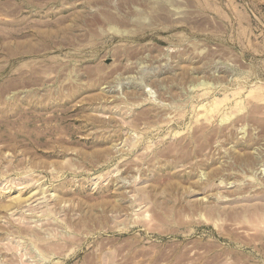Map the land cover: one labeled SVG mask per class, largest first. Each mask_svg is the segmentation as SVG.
I'll return each mask as SVG.
<instances>
[{
	"label": "rangeland",
	"instance_id": "374dc122",
	"mask_svg": "<svg viewBox=\"0 0 264 264\" xmlns=\"http://www.w3.org/2000/svg\"><path fill=\"white\" fill-rule=\"evenodd\" d=\"M0 264H264V0H0Z\"/></svg>",
	"mask_w": 264,
	"mask_h": 264
},
{
	"label": "bare ground",
	"instance_id": "6f19581e",
	"mask_svg": "<svg viewBox=\"0 0 264 264\" xmlns=\"http://www.w3.org/2000/svg\"><path fill=\"white\" fill-rule=\"evenodd\" d=\"M96 224V223H95ZM96 227H97V224H96ZM90 228V227H89ZM100 228V227H99ZM76 229V228H75ZM92 230H94V229H92ZM110 230H111V228H110ZM114 230V229H113ZM86 231V230H85ZM123 231V230H122ZM92 233H94V232H92ZM91 232H90V234H92ZM89 235V234H88ZM90 236V235H89ZM211 236V235H210ZM50 237V236H49ZM61 237V236H60ZM65 237V236H64ZM187 237V236H186ZM190 236H188L187 238H189ZM51 238V237H50ZM57 238V237H56ZM86 238V237H85ZM88 238V237H87ZM55 239V238H54ZM58 239V238H57ZM61 239V238H60ZM63 239V238H62ZM81 239V238H80ZM82 239H84V238H82ZM190 239V238H189ZM217 239V238H216ZM47 240V239H46ZM68 240L70 241V239L69 238H65V241L66 242H68ZM62 241V240H61ZM64 241V242H65ZM188 241V240H187ZM63 242V243H64ZM65 242V243H66ZM190 242H192V241H190ZM190 242H188V243H190ZM194 242H195V245L193 246V247H196L197 249H200L201 248V250L203 249L204 251L203 252H201L202 254H204V255H212L213 257L214 256H217L218 257V255H217V253H219L218 252V248L220 247H218L216 244H214V242H212V241H204V239H203V236H200L199 238H197V240H195V238H194ZM193 242V243H194ZM52 243V242H51ZM65 243H64V245H65ZM51 245V244H50ZM223 246V245H222ZM48 248H50V247H48ZM226 248V247H225ZM194 249V248H193ZM50 250V249H49ZM192 250V249H191ZM196 250V249H195ZM200 250V251H201ZM222 250V249H221ZM192 251H194V250H192ZM196 251H194V253H195ZM200 254V252H196V254ZM198 254V255H199ZM225 254V253H224ZM203 255V256H204ZM223 255V254H222ZM202 256V255H201ZM205 257V256H204ZM217 257L215 258L214 257V259H217ZM220 257V256H219ZM210 258V257H209ZM212 258V257H211ZM211 260V259H210ZM215 261V260H214ZM220 261H222V260H220Z\"/></svg>",
	"mask_w": 264,
	"mask_h": 264
}]
</instances>
